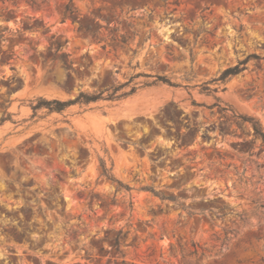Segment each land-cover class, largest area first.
Returning <instances> with one entry per match:
<instances>
[{
	"label": "rangeland",
	"instance_id": "1",
	"mask_svg": "<svg viewBox=\"0 0 264 264\" xmlns=\"http://www.w3.org/2000/svg\"><path fill=\"white\" fill-rule=\"evenodd\" d=\"M255 124L264 0H0V264H264Z\"/></svg>",
	"mask_w": 264,
	"mask_h": 264
},
{
	"label": "trees",
	"instance_id": "2",
	"mask_svg": "<svg viewBox=\"0 0 264 264\" xmlns=\"http://www.w3.org/2000/svg\"><path fill=\"white\" fill-rule=\"evenodd\" d=\"M70 10H71V7L70 6H67L66 7L65 14H64L65 15L64 16V19H66L70 15V13H71V12H69ZM96 19H97V17L96 16H93V19L92 20H96ZM93 39L95 41H97V43H101L102 42V40L99 39L98 36H93ZM115 39L117 40V38H115ZM120 39H121L120 40V43L127 44V40L125 39L124 36H120ZM61 48H62V44H59L57 46V49L56 50L59 51ZM102 49L105 50L106 49V46L103 45L102 46ZM249 60H250V57H248L244 61L240 62L238 65L226 69L222 73V76H221L220 80H225V79H227L229 77L238 75L242 71V69L240 68V66L241 65H245ZM68 77L70 79H72V76L71 75H68ZM156 80L171 85V83L168 80H166L164 77L156 76ZM126 86H128V84H121L119 86L112 87V88H110L108 90L101 91V92H98V93H93V94H89V93H85V92H80L74 99H68V100H65V101L59 100V99L46 100L45 98L40 97V98H38L37 105L33 106L32 109L34 111V114L36 113L37 110L42 109V108L47 109L51 113H53V112L62 113L67 108H69L71 106H74V105H77V104H86L87 105V104H90V103H93V102H97V101L103 100V99L104 100H109V101L120 100L123 97L129 96V95L135 93V91H136V88H132L130 90V92L119 94V92L123 88H125ZM67 91L70 92L69 89ZM106 92H108V94H107L106 97H104V94ZM254 131H255V134L257 136H259L263 140V142H264V132L260 128L259 125H257V124L254 125ZM101 165H102V168H103V172L106 175L107 170L105 168L104 162H102ZM194 246L197 247L196 244H194ZM119 248H120V242H117V249H119Z\"/></svg>",
	"mask_w": 264,
	"mask_h": 264
}]
</instances>
